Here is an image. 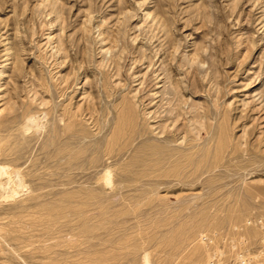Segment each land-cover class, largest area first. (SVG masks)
Returning a JSON list of instances; mask_svg holds the SVG:
<instances>
[{
	"label": "rangeland",
	"instance_id": "1",
	"mask_svg": "<svg viewBox=\"0 0 264 264\" xmlns=\"http://www.w3.org/2000/svg\"><path fill=\"white\" fill-rule=\"evenodd\" d=\"M0 163V264L263 245L264 0H0Z\"/></svg>",
	"mask_w": 264,
	"mask_h": 264
},
{
	"label": "bare ground",
	"instance_id": "2",
	"mask_svg": "<svg viewBox=\"0 0 264 264\" xmlns=\"http://www.w3.org/2000/svg\"><path fill=\"white\" fill-rule=\"evenodd\" d=\"M27 129H31L30 127H29V125L27 126ZM26 129V130H27ZM5 178H7V182L9 183V184H14L15 183V185H13V186H11V187H9L8 189H6L7 188V186H5L4 184H5ZM18 180H19V183H17L18 182ZM18 180H17V182L15 181V177L12 175V173H11V170H10V168H9V166H7V165H3V164H1L0 163V187H2L3 188V190L1 191L0 190V194H1V198L3 199V200H8V199H10L11 200V198H13L14 199V197H16V195H18L19 196V188L20 187H24L25 186V183H24V181H23V179H19L18 178ZM106 181L108 182V183H110V181H111V175L108 173V175L106 176ZM7 183V184H8ZM5 186V187H4ZM9 186V185H8ZM26 186H27V184H26ZM19 187V188H18ZM1 189V188H0ZM21 192H22V190H21ZM21 194V193H20ZM204 237V236H203ZM202 240H204V238H201ZM208 246V245H207ZM225 254V252L224 251H221L220 252V255H224ZM213 255V254H212ZM212 255L210 254V249H209V253H208V263L207 264H211V262H210V258L212 257ZM224 257H226V256H224ZM240 256H238L237 258H239Z\"/></svg>",
	"mask_w": 264,
	"mask_h": 264
},
{
	"label": "built area",
	"instance_id": "3",
	"mask_svg": "<svg viewBox=\"0 0 264 264\" xmlns=\"http://www.w3.org/2000/svg\"><path fill=\"white\" fill-rule=\"evenodd\" d=\"M264 243V239L262 240ZM240 256L239 258H237ZM218 257L214 258L211 264H217ZM224 264H264V244L251 249H237L235 254L226 260Z\"/></svg>",
	"mask_w": 264,
	"mask_h": 264
}]
</instances>
